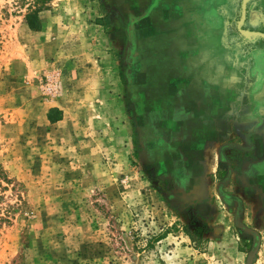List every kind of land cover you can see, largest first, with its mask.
Here are the masks:
<instances>
[{
    "label": "rangeland",
    "instance_id": "1",
    "mask_svg": "<svg viewBox=\"0 0 264 264\" xmlns=\"http://www.w3.org/2000/svg\"><path fill=\"white\" fill-rule=\"evenodd\" d=\"M30 1L0 0V264H264V0H45L40 39ZM206 43L218 148L163 89Z\"/></svg>",
    "mask_w": 264,
    "mask_h": 264
},
{
    "label": "crops",
    "instance_id": "2",
    "mask_svg": "<svg viewBox=\"0 0 264 264\" xmlns=\"http://www.w3.org/2000/svg\"><path fill=\"white\" fill-rule=\"evenodd\" d=\"M23 28L31 31L37 39H40L44 31L43 25L40 29L32 31L27 28L26 23H23ZM193 50L196 52L195 57L199 60L197 65L190 71L187 67L179 77L169 78L168 82L172 83V85L162 88L166 92H173L176 96V101H178L176 109L180 108V114L183 115V118L180 119V130L186 131L188 122L184 120V116L190 115L189 121L191 123L187 125L190 132L193 131L191 134L196 139V143L200 142L202 137L203 140L213 141L218 148L220 146L217 142L223 144L224 140L229 138L231 112L230 67L228 63L224 62L225 56L223 53L221 55V64L214 65V61L219 62V58H216L214 53L209 55L211 48H209L207 43L203 47L200 46V48L196 44ZM115 67L117 66L115 65ZM146 78V73L140 75L133 73L132 75V81L142 79L144 83L150 82ZM191 94H194L196 98L189 101ZM235 113L237 115L238 111ZM184 138L185 134L183 135V144ZM140 146V153L144 154L145 145L140 144ZM143 161L145 162L146 160L143 159ZM218 161L217 158L213 166L215 169Z\"/></svg>",
    "mask_w": 264,
    "mask_h": 264
},
{
    "label": "trees",
    "instance_id": "3",
    "mask_svg": "<svg viewBox=\"0 0 264 264\" xmlns=\"http://www.w3.org/2000/svg\"><path fill=\"white\" fill-rule=\"evenodd\" d=\"M45 0H31L28 3L27 12L23 15L24 22L33 30H38L41 27V22L38 18V12L45 7ZM204 226L199 227V232L203 230ZM185 233L189 235L190 239L194 241L193 232L189 230V226L185 225Z\"/></svg>",
    "mask_w": 264,
    "mask_h": 264
},
{
    "label": "water",
    "instance_id": "4",
    "mask_svg": "<svg viewBox=\"0 0 264 264\" xmlns=\"http://www.w3.org/2000/svg\"><path fill=\"white\" fill-rule=\"evenodd\" d=\"M244 5H245V2L243 1V2H242V16H243V14H244ZM245 33H258V34H260L261 36L264 37V33H261V32H250V31H245Z\"/></svg>",
    "mask_w": 264,
    "mask_h": 264
}]
</instances>
